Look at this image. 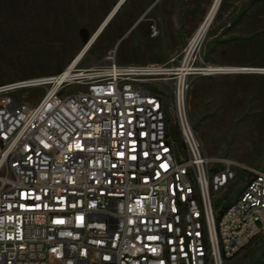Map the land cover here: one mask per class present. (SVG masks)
<instances>
[{
    "label": "built area",
    "instance_id": "built-area-1",
    "mask_svg": "<svg viewBox=\"0 0 264 264\" xmlns=\"http://www.w3.org/2000/svg\"><path fill=\"white\" fill-rule=\"evenodd\" d=\"M223 73L111 52L1 86L0 264H226L249 247L264 234V171L215 211L239 167L214 169L187 113L189 78ZM32 89L45 90L37 103L12 98Z\"/></svg>",
    "mask_w": 264,
    "mask_h": 264
},
{
    "label": "rangeland",
    "instance_id": "rangeland-1",
    "mask_svg": "<svg viewBox=\"0 0 264 264\" xmlns=\"http://www.w3.org/2000/svg\"><path fill=\"white\" fill-rule=\"evenodd\" d=\"M118 1L0 0V87L63 71ZM212 3L126 0L78 68L103 65L111 52L122 65H177ZM194 59L198 68H246L188 82V118L204 154L215 170L226 160L239 167L217 211L235 201L250 171H264V0H223ZM159 88L171 111V89ZM44 93L12 98L37 103ZM172 133L183 147L175 125ZM226 264H264V234Z\"/></svg>",
    "mask_w": 264,
    "mask_h": 264
},
{
    "label": "bare ground",
    "instance_id": "bare-ground-1",
    "mask_svg": "<svg viewBox=\"0 0 264 264\" xmlns=\"http://www.w3.org/2000/svg\"><path fill=\"white\" fill-rule=\"evenodd\" d=\"M125 1L126 0H119L118 1L116 6L113 8V10L107 16V18L103 21V23L99 26V28L96 30V32L92 35V37L86 43L84 48L75 56L73 61H71L70 64L62 71V72H65L66 76L70 73V70L72 68L78 67V65L83 61V59L86 57L88 52L91 50L93 45L96 43V41L98 40L100 35L103 33L104 29L106 28V26H105L104 29L102 30L103 26L107 23L108 20L111 21L114 18V16L119 11V9H117L118 5L122 2L124 3ZM222 1L223 0H213V3L211 5L208 13L206 14L203 21L200 23L199 27L197 28V30L195 31V33L191 37L189 44H188V46L184 52L185 57L183 59V63H184L185 68L190 66L192 64V62L194 61V57L196 55V52H197L200 44L202 43L203 39L205 38L206 34L208 33L216 15H217V12L221 6ZM108 24H109V22H108ZM68 67L70 68V70H68ZM209 67L211 70H214L215 72L223 71V70L233 71V70H237V69L238 70L246 69V68H236V67H217V66H209Z\"/></svg>",
    "mask_w": 264,
    "mask_h": 264
},
{
    "label": "water",
    "instance_id": "water-1",
    "mask_svg": "<svg viewBox=\"0 0 264 264\" xmlns=\"http://www.w3.org/2000/svg\"><path fill=\"white\" fill-rule=\"evenodd\" d=\"M122 4H123V2L122 3H120L119 5H118V8L117 9H120L121 8V6H122ZM109 22V20L107 21V23ZM107 23L103 26V28H102V30L104 29V27L107 25ZM239 71H241V70H233V71H229V73H232V72H239Z\"/></svg>",
    "mask_w": 264,
    "mask_h": 264
},
{
    "label": "snow or ice",
    "instance_id": "snow-or-ice-1",
    "mask_svg": "<svg viewBox=\"0 0 264 264\" xmlns=\"http://www.w3.org/2000/svg\"><path fill=\"white\" fill-rule=\"evenodd\" d=\"M130 135H131V133H129ZM133 159H134V157H133ZM56 223H63V221H56ZM150 239H152V238H150ZM153 251H155V249H153Z\"/></svg>",
    "mask_w": 264,
    "mask_h": 264
}]
</instances>
